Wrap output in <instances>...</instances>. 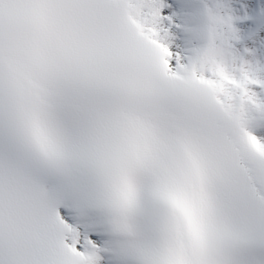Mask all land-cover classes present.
<instances>
[{
	"label": "snow or ice",
	"instance_id": "snow-or-ice-1",
	"mask_svg": "<svg viewBox=\"0 0 264 264\" xmlns=\"http://www.w3.org/2000/svg\"><path fill=\"white\" fill-rule=\"evenodd\" d=\"M246 18L225 0H0V264H264Z\"/></svg>",
	"mask_w": 264,
	"mask_h": 264
},
{
	"label": "bare ground",
	"instance_id": "bare-ground-1",
	"mask_svg": "<svg viewBox=\"0 0 264 264\" xmlns=\"http://www.w3.org/2000/svg\"><path fill=\"white\" fill-rule=\"evenodd\" d=\"M245 1L250 2V0H245ZM246 46H248V47H255L256 50H257V52H258V54H260V58L261 59H264V53H261V51H260L261 48H262V45L259 43V41L252 42L250 44H247Z\"/></svg>",
	"mask_w": 264,
	"mask_h": 264
}]
</instances>
